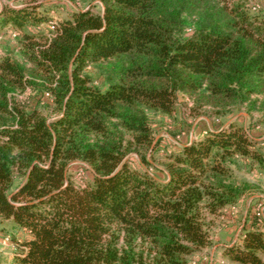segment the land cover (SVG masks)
<instances>
[{
  "label": "trees",
  "instance_id": "trees-1",
  "mask_svg": "<svg viewBox=\"0 0 264 264\" xmlns=\"http://www.w3.org/2000/svg\"><path fill=\"white\" fill-rule=\"evenodd\" d=\"M99 1L100 13L58 21L49 15L56 2L25 0L0 12V28L21 35L31 64L27 74L0 58V221L26 232L20 264H187L212 244L206 215L241 195L225 181L230 161L263 163L256 143L235 125L209 131L169 155L163 179L126 157L134 151L152 164L147 113L171 114L178 92L231 98L264 83V14L246 0ZM192 15L198 22L183 37ZM42 25L50 36L27 32ZM103 61L114 67L99 87L86 69ZM28 87L49 92L52 121L11 101ZM77 160L93 172L85 187L69 177ZM259 222L227 246L231 259L264 264Z\"/></svg>",
  "mask_w": 264,
  "mask_h": 264
},
{
  "label": "rangeland",
  "instance_id": "rangeland-1",
  "mask_svg": "<svg viewBox=\"0 0 264 264\" xmlns=\"http://www.w3.org/2000/svg\"><path fill=\"white\" fill-rule=\"evenodd\" d=\"M42 1L57 3V7L49 14L54 21L67 17L71 11L87 9L97 13L102 11L99 0ZM246 2L252 13L264 14V9L258 10L259 7L264 6V0H246ZM24 3L25 0H0V12L5 7L17 8ZM188 21V25L181 31L183 37L193 33L198 16H189ZM49 30L48 25H42L39 28L28 29L27 32L50 36ZM20 38L21 35L14 28L9 26L0 28V58L10 56L22 65L28 74L31 64L20 50ZM113 67V62L103 61L89 65L86 72L96 85L104 87L105 79L111 74ZM9 97L11 101L23 107L29 109L38 107L49 121L56 117L49 92L46 90L41 93L28 87L23 91L11 92ZM147 114L148 123L153 131L155 149L146 154V158L152 164L144 165L141 156L134 151L128 153L126 162L132 168L146 170L162 179L169 155L180 151L183 145L200 140L209 131L224 129L229 125L242 128L256 143V149L262 155L263 163L241 157H234L230 161L229 177L225 181L236 187L241 195L217 214L206 215L212 241L210 246L217 243L230 246L240 242L245 225L251 228L252 222L257 218L260 219V224H264V83L257 82L252 91L238 90L236 96L231 98L212 96L206 89L193 93L178 92L171 114L156 111H149ZM68 171L70 180L78 187H85L93 181L92 169L83 161L71 162ZM0 233L9 235L18 245L27 237L25 231L19 230L8 221H0ZM21 254L18 246L0 244V264H20L18 255ZM218 256L216 252L213 258L217 259ZM206 257H209V252L203 247L188 257L187 264H204Z\"/></svg>",
  "mask_w": 264,
  "mask_h": 264
},
{
  "label": "crops",
  "instance_id": "crops-1",
  "mask_svg": "<svg viewBox=\"0 0 264 264\" xmlns=\"http://www.w3.org/2000/svg\"><path fill=\"white\" fill-rule=\"evenodd\" d=\"M264 219V217H263ZM250 228L249 225H247ZM227 244L217 243L212 246L206 247L207 252H209V257L205 258L204 264H242L237 262L229 257L226 252ZM218 253L219 256L217 259L213 258L214 253ZM259 257L264 263V253H259Z\"/></svg>",
  "mask_w": 264,
  "mask_h": 264
},
{
  "label": "built area",
  "instance_id": "built-area-1",
  "mask_svg": "<svg viewBox=\"0 0 264 264\" xmlns=\"http://www.w3.org/2000/svg\"><path fill=\"white\" fill-rule=\"evenodd\" d=\"M0 244H7L12 247L17 246V243H14L9 235H5L2 233H0Z\"/></svg>",
  "mask_w": 264,
  "mask_h": 264
}]
</instances>
